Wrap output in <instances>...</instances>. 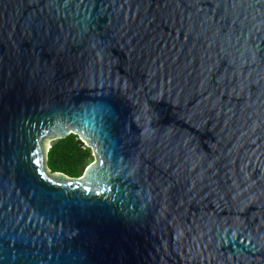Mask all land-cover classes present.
I'll return each mask as SVG.
<instances>
[{
    "label": "water",
    "instance_id": "1",
    "mask_svg": "<svg viewBox=\"0 0 264 264\" xmlns=\"http://www.w3.org/2000/svg\"><path fill=\"white\" fill-rule=\"evenodd\" d=\"M0 264H264V0H0Z\"/></svg>",
    "mask_w": 264,
    "mask_h": 264
},
{
    "label": "trees",
    "instance_id": "2",
    "mask_svg": "<svg viewBox=\"0 0 264 264\" xmlns=\"http://www.w3.org/2000/svg\"><path fill=\"white\" fill-rule=\"evenodd\" d=\"M93 150L77 133L52 142L48 152V167L52 172H64L70 177H80L93 161Z\"/></svg>",
    "mask_w": 264,
    "mask_h": 264
},
{
    "label": "rangeland",
    "instance_id": "3",
    "mask_svg": "<svg viewBox=\"0 0 264 264\" xmlns=\"http://www.w3.org/2000/svg\"><path fill=\"white\" fill-rule=\"evenodd\" d=\"M92 159L95 160V154H94V153H93V155H92Z\"/></svg>",
    "mask_w": 264,
    "mask_h": 264
}]
</instances>
